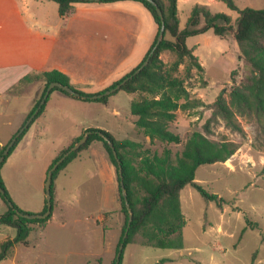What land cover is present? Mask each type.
<instances>
[{
	"label": "rangeland",
	"instance_id": "obj_1",
	"mask_svg": "<svg viewBox=\"0 0 264 264\" xmlns=\"http://www.w3.org/2000/svg\"><path fill=\"white\" fill-rule=\"evenodd\" d=\"M234 2L240 9H261L264 6V0ZM40 3L52 7L57 15L56 2L44 0ZM196 3H206L212 12H224L233 20L239 15L237 10L229 9L221 0H179L180 28L184 27ZM25 9L23 0H0V15L5 13L8 17L20 18ZM186 44L195 47L194 54L205 69L208 87L196 86L200 77L194 76L190 80L193 85L188 87L190 98L202 99L203 104L177 111L170 130L177 133L182 141L193 131L203 130V124L210 115L207 103H211L222 89L227 95L232 83L229 81L230 72L239 68L240 78L248 72V66L239 59L240 51L231 34L222 38L208 29L188 36ZM161 57L170 63L175 54L166 51ZM178 75H184L183 65H180ZM82 78L89 77L83 75ZM118 79L100 88H90L94 83L73 81L71 84L84 92L97 93ZM43 86V80L19 82L12 87L6 100L0 101V138H7L19 126L30 105L40 96ZM135 95L117 90L103 103L75 99L53 90L39 117L42 120L41 136H36L35 124H32L24 136L25 146L14 149L0 166V179L12 202L28 213L42 211L44 183L50 163L59 150L89 124L107 129L115 139L140 142L143 149L157 152L164 148L172 152L179 150L182 143H167L156 138L150 140L136 130L135 117L130 115V101ZM239 121L244 135L229 131L222 122L212 128L210 135L239 142L236 151L224 162L202 164L195 171L197 183L224 199L222 209L215 201L204 200L191 185L184 186L179 193L181 212L186 219L182 247L159 248L126 243L120 264H157L160 260H164L160 264H264V137L253 121L244 117ZM112 169L101 142L93 141L81 149L53 180L51 217L43 227L37 226L38 223L30 224L28 244L14 243L9 250L11 255L0 260V264H99L91 253L101 248V232L106 231L105 241H117L121 232V216L123 218V214L114 209L118 202L110 185ZM6 209L7 205L0 198V214ZM104 214H108L105 221L96 219L104 217ZM246 218L257 226H247ZM15 235L13 227L0 223V252L2 243L12 240ZM102 256L107 260L106 252H102Z\"/></svg>",
	"mask_w": 264,
	"mask_h": 264
},
{
	"label": "trees",
	"instance_id": "obj_2",
	"mask_svg": "<svg viewBox=\"0 0 264 264\" xmlns=\"http://www.w3.org/2000/svg\"><path fill=\"white\" fill-rule=\"evenodd\" d=\"M51 1L57 3L58 14L65 17L74 12V4L78 2L107 3L120 0ZM134 1L140 2L150 12L157 31L141 62L123 77L112 83L109 88L114 87L126 76L133 73L149 57L148 63L138 73L126 80L117 90H123L128 94H136L131 97L130 115L135 117L133 122L138 132L148 136L150 140L156 138L167 143H182L181 148L174 152L168 148L157 152L149 148L143 149L141 143L137 141L115 139L111 133L98 127L83 130L65 148L59 150L48 167L49 169L85 131H91L85 143L67 156L53 171L51 183L52 207L47 217L41 219L22 217L7 204L3 195L0 194L1 200L7 205L6 211L0 214V223L13 227L16 230V235L12 240L2 243L0 260L11 255V251L9 250L14 243L28 244L27 237L31 231L30 224L38 223L37 226H43L51 217L53 208V180L56 174L81 149L88 147L93 141L101 142L116 172L117 197L120 211L123 214L118 244L121 242L128 218L127 209L120 191L115 158L111 148L100 134L108 137L114 143L122 164L124 185L132 210V220L124 245L126 243H140L159 248H181L183 245L182 230L186 219L181 212L179 193L184 186L191 185L204 200L215 201L219 208L222 209L223 207L224 199L222 197L216 193L207 191L195 181V171L202 164L226 161L240 146V143L225 137H210L212 128L222 122L223 126L229 131L244 135L239 121L240 117H244L253 121L256 124L257 130L261 133V137H264V6L261 9L250 7L240 9L234 0H221L229 9L237 10L239 13L238 17L233 20L229 14L212 12L208 5L196 3L192 6L184 27L180 28L177 0H167V2L154 0L163 13L164 33L160 43L151 52L161 26L160 17L154 5L148 0ZM208 29H212L214 34L222 38L230 34L232 35L240 51L239 59H242L248 66V72L240 79H238L239 68H235L230 72L229 81L232 83L227 95L225 90L222 89L211 103H207L210 115L203 124V130L193 131L182 141L177 133L170 130V125L175 120L177 111L203 104L202 99L190 98L188 87L193 86L190 80L194 76L200 77L199 85L196 86L200 88L208 87L205 69L194 54L195 47H189L186 44V39L188 36L205 32ZM166 51L175 54V59L170 63H166L161 57L162 53ZM180 65H183V76L178 75ZM33 79L43 80L44 86L40 96L33 102L25 119L37 107L47 85L52 81L68 85L81 94H93L84 92L73 86L70 83L68 75L57 68L32 74L29 73L22 77L20 82H31ZM106 89L100 90L97 93L103 92ZM53 90H58L75 99L95 100L103 103L106 102L108 96L117 91L96 99H82L58 87L52 88L50 93ZM47 99L28 127L17 138L0 166L14 151L29 127L42 115ZM4 147L5 145L0 147V154ZM1 185L4 188L2 181ZM4 190L5 195L11 200L5 188ZM13 205L16 209L22 211L15 203ZM45 209L46 202L44 200V207L40 213L44 212ZM246 221L247 226L251 228L257 226L256 223L251 222L248 218H246ZM163 261L160 260L157 264ZM109 264H115V258Z\"/></svg>",
	"mask_w": 264,
	"mask_h": 264
},
{
	"label": "crops",
	"instance_id": "obj_3",
	"mask_svg": "<svg viewBox=\"0 0 264 264\" xmlns=\"http://www.w3.org/2000/svg\"><path fill=\"white\" fill-rule=\"evenodd\" d=\"M43 1L23 0L26 9L20 18L0 15V101L6 100L12 87L30 71L57 68L68 75L70 83H94L90 88L104 87L141 62L156 34L157 27L150 12L134 0L78 2L74 4V12L65 17L58 14V9L55 16L52 7L41 5ZM83 75L89 78H82ZM23 121L7 138H0V146L9 141ZM41 123L39 119L33 123L39 137ZM90 127L91 124L83 129ZM24 141L23 137L16 148L24 147ZM112 177L110 185L118 202L114 166ZM114 209L122 215L119 202ZM107 217L108 214H104L96 219L102 222ZM122 223L121 216L120 227ZM105 237L106 231H102L101 248L91 253L99 264L111 263L120 238L105 241ZM102 252L107 253V260Z\"/></svg>",
	"mask_w": 264,
	"mask_h": 264
},
{
	"label": "water",
	"instance_id": "obj_4",
	"mask_svg": "<svg viewBox=\"0 0 264 264\" xmlns=\"http://www.w3.org/2000/svg\"><path fill=\"white\" fill-rule=\"evenodd\" d=\"M85 1H99V0H85ZM149 2H151L159 17H160V21H161V26L160 29L158 31L157 37H156V42L155 45L152 49L151 52H153L154 48L160 43V41L163 38V33H164V17H163V13L161 8L158 6V4L154 1V0H148ZM149 57H147L140 65L138 68H136L133 73L129 74L128 76H126L123 80H121L118 84H116L114 87L108 88L103 92L100 93H93L90 95H86V94H81L80 92L74 90L72 87L65 85L61 82L58 81H52L50 82L46 89L45 92L39 102V104L37 105V107L34 109V111L25 119L24 123L15 131V133L12 135V137L9 139V141L5 144V147L2 151V153L0 154V164L3 162L5 156L8 154L10 148L14 145V143L16 142L17 138L22 134V132L28 127V125L31 123V121L33 120V118L35 117V115L38 113L39 109L42 107V105L45 103V100L47 99L50 91L52 88L54 87H58L62 90H64L65 92L80 97L82 99H96V98H100L104 95L110 94L114 91H116L126 80H128L129 78H131L134 74L138 73L147 63H148ZM91 131L87 130L85 131L82 136L72 145L70 146L52 165L51 167L47 170V174H46V178H45V183H44V192H45V202H46V209L44 212L42 213H28V212H22L18 209H16L12 203L11 200H9V198L5 195V190L1 185V180H0V194L3 195L4 199L6 200L7 204L14 209V211L22 216L25 217L27 219H35V218H45L50 214L51 211V207H52V201H51V183H52V174L53 171L57 168V166L67 157L69 156L73 151L77 150L83 143H85V141L87 140L88 135L90 134ZM104 140H106L108 146L111 148L112 154L115 158L116 161V165H117V173L119 176V184H120V191H121V195L123 197L124 200V204L125 207L127 209V222H126V227L125 230L123 232L122 238H121V242L118 244L117 247V251H116V256H115V264H120V256L122 253V249L124 247V241L126 239V236L128 234V230L131 224V220H132V210L130 207V204L128 202V198H127V191L124 185V180H123V172H122V164L121 161L118 157L117 151L115 149L114 143L112 140H110L108 137L100 134Z\"/></svg>",
	"mask_w": 264,
	"mask_h": 264
}]
</instances>
